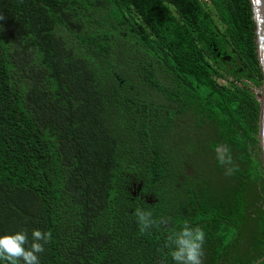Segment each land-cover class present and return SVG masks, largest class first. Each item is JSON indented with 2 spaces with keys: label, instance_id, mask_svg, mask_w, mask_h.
Instances as JSON below:
<instances>
[{
  "label": "trees",
  "instance_id": "1",
  "mask_svg": "<svg viewBox=\"0 0 264 264\" xmlns=\"http://www.w3.org/2000/svg\"><path fill=\"white\" fill-rule=\"evenodd\" d=\"M0 16V234L50 232L40 264H174L165 242L187 221L205 232L202 264L264 254L248 0H0ZM185 108L195 131L213 124L208 166L229 190L180 162L191 138L167 130ZM136 208L167 223L141 233Z\"/></svg>",
  "mask_w": 264,
  "mask_h": 264
},
{
  "label": "clouds",
  "instance_id": "2",
  "mask_svg": "<svg viewBox=\"0 0 264 264\" xmlns=\"http://www.w3.org/2000/svg\"><path fill=\"white\" fill-rule=\"evenodd\" d=\"M0 19H3L0 16ZM217 161L224 166L227 175L233 172L230 154L221 150L217 152ZM136 222L141 233H146L153 227L167 223V218H153L152 211L136 208ZM51 239L50 232L33 229L31 239L26 230L14 233L0 234V260L5 264H40L39 254L44 252V245ZM205 232L199 226H191L187 221L179 230H171L167 236L165 247L170 249L174 264H202Z\"/></svg>",
  "mask_w": 264,
  "mask_h": 264
},
{
  "label": "rangeland",
  "instance_id": "3",
  "mask_svg": "<svg viewBox=\"0 0 264 264\" xmlns=\"http://www.w3.org/2000/svg\"><path fill=\"white\" fill-rule=\"evenodd\" d=\"M242 78V77H241ZM243 82L247 84L246 91L248 92L250 90V97L251 95L256 96L259 92L260 87L257 85H253L251 83H248L246 80L241 79ZM241 81V82H242ZM253 100V98L251 97ZM253 105V104H252ZM189 109L180 111L182 113H185L186 119L181 117L180 115H177L175 120L182 122L183 129L180 130H167L170 132H167L170 136H181L186 135L191 138L186 139L181 146H184V151L181 150L180 147L176 148L177 156L186 155L183 159L180 160V162L184 161V164H187L185 162H189V169L191 171H196V173L201 174L200 170L204 171L205 178L207 181L208 186L207 190L214 194H219V192L222 190V188H225L226 190H229V187L223 185L224 183H227L222 176L216 172L215 168L212 169V167H209L208 164L210 161V156H214L213 153H210L209 147L210 143H214L216 140V131L213 127V124L204 123L202 126L198 127V131H195L194 129V119H187ZM179 112V111H176ZM195 112V111H194ZM185 119V120H184ZM162 124H165L168 122V126H172V119L170 116H163L161 118ZM200 124V123H199ZM195 125H197V121L195 122ZM213 128V129H212ZM166 133V131H165ZM215 133V134H214ZM195 135V136H192ZM215 148H217V152L221 151L223 148L222 146L217 145ZM253 150V151H252ZM249 151H252L250 154L253 158H260V150L257 146V144H251L249 145ZM216 152V154H217ZM149 155V154H148ZM260 167V166H259ZM258 167V170H259ZM263 172V169L261 171V174ZM223 174V173H220ZM250 201H251V209L254 212V215L257 217L259 214H264V175L262 174V178L257 177L253 180L251 186H250ZM247 240H244V243H246Z\"/></svg>",
  "mask_w": 264,
  "mask_h": 264
},
{
  "label": "water",
  "instance_id": "4",
  "mask_svg": "<svg viewBox=\"0 0 264 264\" xmlns=\"http://www.w3.org/2000/svg\"><path fill=\"white\" fill-rule=\"evenodd\" d=\"M250 17L253 23L254 49L257 64L261 74L259 92L256 96L258 103L257 130L255 135L256 144L260 150V162L264 175V0H248ZM217 151V148H216ZM156 200V199H155ZM147 197V202L155 201ZM264 259V254L251 264H257Z\"/></svg>",
  "mask_w": 264,
  "mask_h": 264
},
{
  "label": "flooded vegetation",
  "instance_id": "5",
  "mask_svg": "<svg viewBox=\"0 0 264 264\" xmlns=\"http://www.w3.org/2000/svg\"><path fill=\"white\" fill-rule=\"evenodd\" d=\"M223 145V144H222ZM186 168V172H185V174H187L188 176H191V171L187 168V167H185ZM139 184V183H138ZM137 184V185H138ZM138 189L140 190V187H137L136 189H135V192H133L132 193V195H136V196H138L140 199H144V198H146V195H144V194H142V192H140V191H138Z\"/></svg>",
  "mask_w": 264,
  "mask_h": 264
},
{
  "label": "built area",
  "instance_id": "6",
  "mask_svg": "<svg viewBox=\"0 0 264 264\" xmlns=\"http://www.w3.org/2000/svg\"><path fill=\"white\" fill-rule=\"evenodd\" d=\"M206 1H207V0H206ZM215 80H216V82H218V83H223V82H224L222 79H218V78H216ZM256 96H257V95H256Z\"/></svg>",
  "mask_w": 264,
  "mask_h": 264
}]
</instances>
